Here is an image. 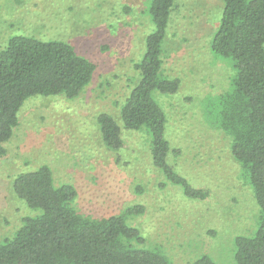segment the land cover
I'll return each instance as SVG.
<instances>
[{
  "label": "rangeland",
  "instance_id": "374dc122",
  "mask_svg": "<svg viewBox=\"0 0 264 264\" xmlns=\"http://www.w3.org/2000/svg\"><path fill=\"white\" fill-rule=\"evenodd\" d=\"M149 1L0 0V49L16 35L61 40L96 65L77 98L34 97L21 109L0 156V239L34 214L13 193V181L48 165L57 186H75V207L85 216L101 219L142 206L144 212L128 223L148 246H161L171 264H193L205 254L218 264H235L233 239L252 234L259 208L229 137L216 131L215 103L233 72L231 61L210 48L222 1L175 0L163 59L166 74L181 86L172 97H157L168 112L170 138L183 150L179 170L210 196L190 200L154 168L144 132L122 129L125 148L118 153L102 141L98 117L112 115L122 127L121 105L139 77L134 64L153 31L145 14Z\"/></svg>",
  "mask_w": 264,
  "mask_h": 264
},
{
  "label": "trees",
  "instance_id": "16d2710c",
  "mask_svg": "<svg viewBox=\"0 0 264 264\" xmlns=\"http://www.w3.org/2000/svg\"><path fill=\"white\" fill-rule=\"evenodd\" d=\"M220 1L224 6L210 48L231 61L233 72L229 88L215 103V129L229 137L230 153L259 208L252 234L233 239L234 262L264 264V0ZM174 8L175 0L148 2L145 14L153 31L134 64L139 77L121 105L122 127L107 113L98 123L104 145L117 153L125 148L122 129L144 132L154 168L181 187L185 197L203 201L210 192L192 185L179 170L183 150L171 140L168 112L157 98L172 97L181 86L179 78L166 74L163 59ZM95 71L96 65L65 41L9 37L0 49V156L27 100H73L92 82ZM12 191L34 214L0 239V264H171L161 246H148L140 230L128 223L129 217L144 212L142 206L101 219L85 216L75 207V186H57L48 165L19 174ZM193 264L218 263L205 254Z\"/></svg>",
  "mask_w": 264,
  "mask_h": 264
}]
</instances>
